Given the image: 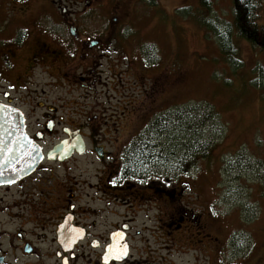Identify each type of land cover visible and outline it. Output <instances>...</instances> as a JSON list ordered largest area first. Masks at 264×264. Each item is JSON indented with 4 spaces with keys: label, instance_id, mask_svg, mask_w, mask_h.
Instances as JSON below:
<instances>
[{
    "label": "rangeland",
    "instance_id": "374dc122",
    "mask_svg": "<svg viewBox=\"0 0 264 264\" xmlns=\"http://www.w3.org/2000/svg\"><path fill=\"white\" fill-rule=\"evenodd\" d=\"M51 1L0 0V87L8 89L7 81L14 80L8 78L9 59L5 63L3 56L7 58L11 51L14 66L22 68L29 53L20 58L16 47L35 30V17L39 27L58 20L57 16H63L64 2L89 32L108 28L123 31L122 66L115 69V82L102 77L101 82L107 85L101 86L96 109L89 111L95 104L89 84L83 87L78 81L58 89L63 95L57 104L62 112L76 107L82 115L90 114L83 119L88 124L85 135L90 143L103 147L106 156L111 155L108 162L137 142L158 115L191 105H206L217 112L218 129L214 134L206 131L209 139H215L209 159H202L189 174L175 180L169 173L170 162L159 161L153 166L155 183L170 179V190L176 189L177 197L136 204L124 199L122 209L112 207L107 223L122 222L124 218L120 220L118 215L129 214L137 251L159 252L164 264H264V91L253 85L256 68L264 67V53L235 37L243 65L238 70L231 68L219 39L189 15L207 13L223 30L225 22H232V1L211 0L208 11L201 9V0H156V7H150L147 0H53L54 5ZM86 8L88 12L81 14ZM260 15L259 23L264 25V1ZM114 18H118L116 23ZM41 70L35 80L39 89L49 93L55 84ZM104 105L114 107L105 116ZM114 123L118 136L107 132ZM103 124L106 130H102ZM55 136L48 139L49 146L62 138L61 134ZM169 142L172 145L174 141L167 136L157 143L169 148ZM93 159L89 154L78 162L84 166L86 181L92 180ZM182 180L185 187L179 190ZM166 207H170L172 217H181L184 210L201 225L189 219L179 231L168 230L164 227L168 219L161 214ZM173 239L182 247H169Z\"/></svg>",
    "mask_w": 264,
    "mask_h": 264
},
{
    "label": "flooded vegetation",
    "instance_id": "af4514ba",
    "mask_svg": "<svg viewBox=\"0 0 264 264\" xmlns=\"http://www.w3.org/2000/svg\"><path fill=\"white\" fill-rule=\"evenodd\" d=\"M51 2L54 5L53 0ZM87 5L90 7L92 3ZM66 7L64 2L63 16H57L58 20L42 27L35 17V30L31 34L28 32L24 43L16 47L20 58L21 54L29 53L22 68L14 66L11 51L7 58L3 56L5 63L10 60L8 78L14 80L7 81L8 89L0 87V107L5 109L7 117L19 118L31 155L23 161H12L10 155L4 160L7 176L0 181V264H164L160 262L163 258L159 252L137 251L132 243L133 220L129 214L118 215L124 220L116 224L107 223V216L113 214L114 206L122 209L124 199L136 204L140 200L176 198L177 190H170V179L155 183L153 168L150 170L147 166L139 171L137 159L128 155L130 149L138 147L136 142L126 147L121 156L117 152L112 163L108 162L111 155L106 156L104 148L90 143L85 135L88 124L83 119L90 114L82 115L76 107L62 112L57 106L63 97L58 89L64 90L82 81L79 85L89 84L93 93L91 100L95 101L89 111L96 109L102 95L101 86L107 85L101 82L102 77L115 82V69L122 66L124 33L111 28L89 32L76 20V13ZM87 12L86 8L81 14ZM112 21L116 23L118 18ZM37 50L42 52L34 54ZM41 68L55 84L49 93L39 89L35 80ZM16 72H20L19 78ZM155 84L159 86V82ZM113 109L104 105L103 115ZM105 128L103 124L102 130ZM107 132L118 136L116 123ZM57 134L62 138L49 146L48 139ZM75 135L84 140L82 153L74 150L66 158L50 156ZM38 148L43 154L41 160ZM89 154L94 158L90 171L92 180L86 181L84 166L78 162L81 164V159ZM182 186L184 182L178 186L179 190ZM161 214L168 219L164 222L168 230L179 231L189 219L201 225L184 210L181 217L175 214L172 217L170 207L163 208ZM168 244L169 247L172 244L182 247L175 239Z\"/></svg>",
    "mask_w": 264,
    "mask_h": 264
},
{
    "label": "trees",
    "instance_id": "16d2710c",
    "mask_svg": "<svg viewBox=\"0 0 264 264\" xmlns=\"http://www.w3.org/2000/svg\"><path fill=\"white\" fill-rule=\"evenodd\" d=\"M231 1L232 22H225L222 26L223 30H219L216 24L217 19L207 16V13L195 15L190 12L189 15L196 18L202 27L213 32L219 39V46L226 64L238 70L243 63L234 42L235 37L248 42L259 54L264 53V25L259 23L264 0ZM147 3L150 7L157 6L156 0H147ZM211 5V0H201V9L208 11ZM255 72L257 75L253 85L264 91V67L258 66ZM217 117V112L206 105H191L176 112L169 111L164 115H158L136 142L138 147L130 149L128 155L137 159L139 171H144L146 166L153 168L157 162L161 161L165 164L171 163L169 173L172 175V180L181 175L185 176L199 165L202 159H209L215 139H209L206 131L208 129L212 131L211 134H214L218 129ZM167 136H170L174 142L172 145L169 142V148L162 145L160 147L157 142L163 141ZM167 150L168 153H166Z\"/></svg>",
    "mask_w": 264,
    "mask_h": 264
},
{
    "label": "water",
    "instance_id": "95a60500",
    "mask_svg": "<svg viewBox=\"0 0 264 264\" xmlns=\"http://www.w3.org/2000/svg\"><path fill=\"white\" fill-rule=\"evenodd\" d=\"M5 109L0 107V181L6 179V173L4 172V160L10 155L11 160H22L29 159L31 151L26 148L29 144L27 137L24 132V127L19 124L18 117L10 116L9 118L5 115ZM10 122V125H6ZM84 141L81 138L75 137L71 141H65L59 145L55 150L52 151L50 156L60 155V158H66L71 156L74 150L82 153L84 148ZM38 159H42L40 148H38ZM70 154V155H68Z\"/></svg>",
    "mask_w": 264,
    "mask_h": 264
},
{
    "label": "bare ground",
    "instance_id": "6f19581e",
    "mask_svg": "<svg viewBox=\"0 0 264 264\" xmlns=\"http://www.w3.org/2000/svg\"><path fill=\"white\" fill-rule=\"evenodd\" d=\"M94 32H95V31H94ZM185 172H186V171H185ZM179 173H180V172H179ZM186 173H187V172H186ZM185 175H186V174H185ZM171 176H172V175H171ZM175 176H176V175H175ZM182 177H183V176H182ZM175 178H176V177H175ZM183 178H184V177H183ZM176 179H177V178H176ZM180 179H181V178H180ZM186 179H187V178H184V181H185ZM182 181H183V180H182ZM182 181H181V182H182ZM184 181H183V182H184ZM186 182H187V180H186ZM188 183H189V182H188ZM189 184H190V183H189ZM190 186H191V185H190ZM183 187H185V186H183ZM188 187H189V186H188ZM188 187H187V188H188ZM184 190H185V189H184Z\"/></svg>",
    "mask_w": 264,
    "mask_h": 264
}]
</instances>
